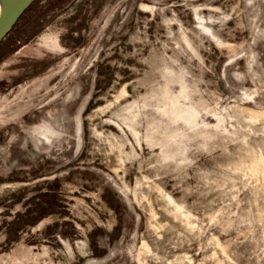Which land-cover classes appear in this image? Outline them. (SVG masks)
<instances>
[{
    "label": "rangeland",
    "instance_id": "374dc122",
    "mask_svg": "<svg viewBox=\"0 0 264 264\" xmlns=\"http://www.w3.org/2000/svg\"><path fill=\"white\" fill-rule=\"evenodd\" d=\"M36 6L0 44V264H264V0Z\"/></svg>",
    "mask_w": 264,
    "mask_h": 264
},
{
    "label": "water",
    "instance_id": "95a60500",
    "mask_svg": "<svg viewBox=\"0 0 264 264\" xmlns=\"http://www.w3.org/2000/svg\"><path fill=\"white\" fill-rule=\"evenodd\" d=\"M2 2H9V10L0 16V43L4 37L9 33L19 17L24 13L27 7L34 0H1Z\"/></svg>",
    "mask_w": 264,
    "mask_h": 264
},
{
    "label": "trees",
    "instance_id": "16d2710c",
    "mask_svg": "<svg viewBox=\"0 0 264 264\" xmlns=\"http://www.w3.org/2000/svg\"><path fill=\"white\" fill-rule=\"evenodd\" d=\"M36 1H37V0H34V1H33V2L27 7V9L24 11V13L19 17L18 21L22 18V16H23V15L26 13V11H28L29 9H31V11H32L31 13H32V14H33V13H36V12L39 11V10H38L39 8H36V7H37V6H36ZM32 7H33V8H32ZM18 21H17V22H18ZM17 22H16V23H17ZM16 23H15V24H16ZM14 26H15V25H14ZM14 26H13V27H14ZM0 44H1V43H0Z\"/></svg>",
    "mask_w": 264,
    "mask_h": 264
},
{
    "label": "bare ground",
    "instance_id": "6f19581e",
    "mask_svg": "<svg viewBox=\"0 0 264 264\" xmlns=\"http://www.w3.org/2000/svg\"><path fill=\"white\" fill-rule=\"evenodd\" d=\"M10 8V3L7 2H2L0 0V16H2L3 14H5Z\"/></svg>",
    "mask_w": 264,
    "mask_h": 264
}]
</instances>
